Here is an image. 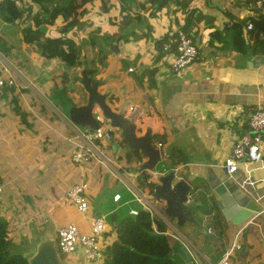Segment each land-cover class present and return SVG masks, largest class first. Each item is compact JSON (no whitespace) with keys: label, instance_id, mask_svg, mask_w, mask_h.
I'll use <instances>...</instances> for the list:
<instances>
[{"label":"crops","instance_id":"0c3cea01","mask_svg":"<svg viewBox=\"0 0 264 264\" xmlns=\"http://www.w3.org/2000/svg\"><path fill=\"white\" fill-rule=\"evenodd\" d=\"M242 1L191 0L177 8L172 1L158 7L151 0H88L86 12L73 21L79 24L66 33L60 32L58 19L44 28L45 37L68 38L83 46L81 64L72 69L23 41L22 30H34L31 17L38 11L29 0L19 2L32 5V12L17 6L24 10L19 20H0V67L16 84L6 87L0 98V216L9 225L12 254L30 257L45 236L55 243L58 229L66 224L87 232L92 219L102 216L105 221L109 216L111 224L106 223L101 240L104 249L116 239L115 225L130 217L131 209L142 210L135 197L152 201L148 189L139 186L138 165L127 170L117 160L127 150L120 130L112 128L111 140L89 142L83 136L93 129L70 120L69 107L85 104L81 79L87 78L99 84L97 91L107 95L114 112L125 105L124 116L137 113L133 122L141 123L142 132L150 129L151 142L154 147L161 144L163 156L175 154L178 162L172 169L194 189L196 225L176 227L163 215V204L153 201L174 264H216L235 237L239 249L230 255L232 262L264 264V213L257 212V198L264 193V138L262 160L241 164L236 181L223 169L224 159L245 132L248 115L264 108V52L254 49L245 29L244 21L256 15L252 2ZM191 12L213 18L219 30L229 18L244 22L246 52H235L223 39L225 32L211 40L201 19L188 29L199 39L196 60L179 73L171 71L156 43L181 30ZM100 53L105 57L102 65L97 62ZM90 68L97 72L93 77L87 75ZM91 113L100 115L97 106ZM78 146L89 149L94 158L72 163L70 153ZM147 173L155 185L163 172ZM245 179L253 185L243 189L239 182ZM218 181L226 183L228 192ZM80 182L88 185L90 210L85 215L64 200L66 191ZM117 194L120 199L114 202ZM183 246L196 260L186 261ZM64 263L85 264L79 253Z\"/></svg>","mask_w":264,"mask_h":264},{"label":"trees","instance_id":"16d2710c","mask_svg":"<svg viewBox=\"0 0 264 264\" xmlns=\"http://www.w3.org/2000/svg\"><path fill=\"white\" fill-rule=\"evenodd\" d=\"M38 7V11L31 17L33 28L24 27L22 30L23 41L27 44H35L41 54L49 58H58L68 68H76L81 64L82 45L74 43L68 38H48L45 37L44 28L57 23V19L63 25L60 28L61 33H66L79 22L74 19L76 15L82 16L86 11L84 6L88 0H29ZM158 7L172 1L177 8H185L191 0H151ZM251 0H243L247 5ZM238 2L241 7L243 4ZM13 2L0 0V20L4 23H14L19 20L23 14ZM81 13V14H79ZM204 20V25L210 30L211 40H218L222 33L223 39H227L230 47L237 53H245L248 49L245 46L241 25L251 24L249 39L253 41L254 49L262 50L264 45V13H256L255 16L247 18L244 22L228 19L221 27V30L215 29L213 18L200 14L194 16V12L188 13L187 22L181 31H188L191 22ZM226 37V38H225ZM168 39L157 41L156 47L159 55L163 44ZM163 42V43H162ZM97 55V62L102 65L104 56ZM92 67V66H91ZM95 69H88L87 75L93 77L96 74ZM94 80V79H93ZM142 155L138 151L126 150L117 160L121 162L127 170L137 166V177L139 186L146 187L150 195H153L154 184L149 182V175L138 167L142 161ZM173 152L164 155L163 160L157 165V170L167 172L177 164ZM114 216V215H113ZM112 218V216H111ZM116 239L109 246L102 249V264H174L172 261V247L169 245L165 236L166 227L157 218L151 216L144 210H138L136 216L124 217L114 227ZM9 225L7 221L0 216V264H28L27 259L21 255L12 254L10 251V240L8 238ZM64 258V257H63Z\"/></svg>","mask_w":264,"mask_h":264},{"label":"built area","instance_id":"2783aa9c","mask_svg":"<svg viewBox=\"0 0 264 264\" xmlns=\"http://www.w3.org/2000/svg\"><path fill=\"white\" fill-rule=\"evenodd\" d=\"M7 1L13 2L24 10H27V8H29L31 12L34 10L33 6L28 5L27 2H19V0ZM251 2L255 14L264 13V0H251ZM245 29L250 31L251 24L248 23ZM195 41V37L192 33H185L181 30L169 35L168 41L163 44L162 53L167 58L165 59L171 67V71L179 73L196 60L198 51ZM262 50L264 51V45L262 46ZM1 69L0 67V98L6 87L16 86L14 80L10 76L3 74ZM129 71H131V69H129ZM129 110L133 112L132 108ZM94 121L98 124V128L85 134L83 137L89 142L94 140H111L112 128L109 126V122L100 115H95ZM263 138L264 108L257 107L248 115L245 132L235 141L230 153L223 161L224 173L228 179H236L235 174L238 172V168L241 164L258 163L262 160ZM155 147L159 151L160 161L162 162L163 155L160 152L161 144ZM93 158L94 156L91 151L81 146L76 147L70 153V161L74 164H86ZM173 171L176 175L178 174L177 168H174ZM252 185L253 182L247 179L239 182V186L243 189L245 186L251 187ZM2 189L0 182V193ZM87 191V183L80 182L72 185L64 196V200L73 205L76 211L81 215L89 213L90 210L89 202L86 197ZM119 197L118 194L113 196V201L118 202L120 199ZM135 199L141 204L142 210L148 212L151 216L157 212L158 209L156 208L157 205L154 203L155 199L153 196H151L152 201L141 195L138 196V198L135 197ZM257 201L261 205L260 213H264V193L257 198ZM136 214V210L131 209L129 211V215L132 217L136 216ZM106 231V223L102 216L91 220L87 232H82L75 224L69 223L58 229L55 247L59 255L64 258H69L79 253L85 264H102L103 254L101 240ZM235 249H239L236 237L216 264H235L230 260V255ZM189 252L191 257L196 260V254H193L191 251Z\"/></svg>","mask_w":264,"mask_h":264},{"label":"water","instance_id":"95a60500","mask_svg":"<svg viewBox=\"0 0 264 264\" xmlns=\"http://www.w3.org/2000/svg\"><path fill=\"white\" fill-rule=\"evenodd\" d=\"M199 39H196V45ZM110 50H116L113 45ZM81 85L86 94L85 104L80 107L70 106L67 113L70 120L74 124H83L90 126L93 130L98 128V124L94 121L91 111L97 106L103 119L109 122V126L113 129L120 130V134L127 150L138 151L146 160L139 165L138 169L153 173L157 169V165L161 163L159 151L153 146L150 138V129L142 132L140 122L134 123L133 119L136 112L131 116H124L126 106H122L118 112H114L108 104L106 94H100L97 89L98 83H90L87 78L81 79ZM92 132V130H89ZM117 147V145H114ZM219 188L228 192L226 183L218 181ZM193 187L176 175L173 169L165 174L158 175L153 188V198L163 204V215L173 221L176 227L181 228L185 224L196 225L197 220L193 217V210L199 205L192 200ZM220 191V190H219ZM216 193H219L215 190ZM257 212H260L258 210ZM97 217V216H96ZM99 217V216H98ZM182 251L186 261L191 262V255L187 247L183 246ZM59 253L55 247V243L50 236H45L37 245L33 255L28 257L23 254L22 257L27 259L28 264H62Z\"/></svg>","mask_w":264,"mask_h":264},{"label":"rangeland","instance_id":"374dc122","mask_svg":"<svg viewBox=\"0 0 264 264\" xmlns=\"http://www.w3.org/2000/svg\"><path fill=\"white\" fill-rule=\"evenodd\" d=\"M112 46H113V45H112ZM112 46H111V47H112ZM109 49H111V48H109ZM111 51H113V50H111ZM113 52H114V51H113ZM140 210H141V208H140ZM136 211H138V210H136ZM123 214H124V212H123L121 215H123ZM122 217H123V216H122ZM105 223H107V224H111V221H110V217H109V216H106V217H105ZM59 257H60L59 259H60L61 263H62V264H65V263H64V259H65V258H63L62 256H59Z\"/></svg>","mask_w":264,"mask_h":264}]
</instances>
